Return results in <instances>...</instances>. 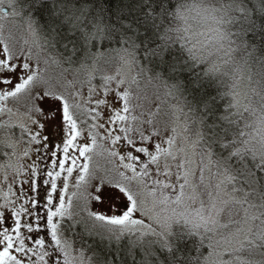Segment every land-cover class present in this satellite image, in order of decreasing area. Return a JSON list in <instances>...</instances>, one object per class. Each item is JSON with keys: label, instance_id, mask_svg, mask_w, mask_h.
Returning a JSON list of instances; mask_svg holds the SVG:
<instances>
[{"label": "snow or ice", "instance_id": "6c2138e0", "mask_svg": "<svg viewBox=\"0 0 264 264\" xmlns=\"http://www.w3.org/2000/svg\"><path fill=\"white\" fill-rule=\"evenodd\" d=\"M0 116V264H264V0H0Z\"/></svg>", "mask_w": 264, "mask_h": 264}, {"label": "rangeland", "instance_id": "374dc122", "mask_svg": "<svg viewBox=\"0 0 264 264\" xmlns=\"http://www.w3.org/2000/svg\"><path fill=\"white\" fill-rule=\"evenodd\" d=\"M14 32H15V39L17 41V50L23 46V41L25 38H27V34L26 32L23 30V28H19V29H14ZM47 58L46 55H42L41 56V70L43 71L44 68H45V64H44V60ZM55 71L54 67L53 68H50L49 69V74L53 73ZM111 71H114V69H111ZM69 79H71V77H69ZM141 87L143 89L146 90L147 92V95L149 97V100H141L140 102L142 104H144V109H138L137 110V114L140 110H147L149 107H151V102H157L159 103V101L156 99V97L153 95V93L157 90V85L153 84V85H147L144 81L141 82ZM85 94L87 92V88H85ZM159 92H160V97L161 99H164V89H163V86L160 85L159 86ZM170 103H173V101H169V104ZM169 104H161V116H160V120L163 121L165 119L164 117V113L168 111V107H169ZM12 105V102L9 101V106ZM5 120H7V116H0V124H2ZM161 127H163V124H161ZM47 134H49L52 139H56V136L54 135V132L53 131H49ZM3 135V133H2ZM101 143H104L105 144V147H108L109 145L106 143V142H101ZM23 150V145L20 146V148L18 149V151H22ZM95 162L99 165V168L100 170L96 173L97 177H100V176H105V175H114V173L111 171V169H113L115 167L116 164L119 163V161H115L113 164H109L107 163V161L102 158V157H96L95 158ZM5 163V159H3L2 161H0V165L4 164ZM0 175H2V173H0ZM75 177H76V173L73 174V177H72V180L70 182V188H69V194H71L73 191H76L75 188H73L71 186V183H74V180H75ZM91 189L88 188V191H90ZM133 190L135 191V186H133ZM106 207L107 205H105V209L106 210ZM74 210H79L78 208L74 209ZM96 210H101L99 207H97Z\"/></svg>", "mask_w": 264, "mask_h": 264}, {"label": "trees", "instance_id": "16d2710c", "mask_svg": "<svg viewBox=\"0 0 264 264\" xmlns=\"http://www.w3.org/2000/svg\"><path fill=\"white\" fill-rule=\"evenodd\" d=\"M0 136H2V131H0ZM3 159V157H0V161H2Z\"/></svg>", "mask_w": 264, "mask_h": 264}]
</instances>
